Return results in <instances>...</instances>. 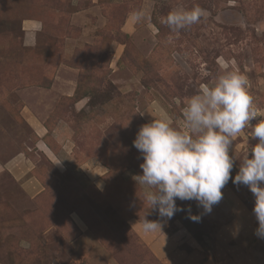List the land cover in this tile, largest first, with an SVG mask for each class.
Returning <instances> with one entry per match:
<instances>
[{"label":"rangeland","instance_id":"1","mask_svg":"<svg viewBox=\"0 0 264 264\" xmlns=\"http://www.w3.org/2000/svg\"><path fill=\"white\" fill-rule=\"evenodd\" d=\"M195 6L191 26L162 22ZM228 71L264 113V0H0V264H162L132 228L144 218L210 259L215 226L195 201L177 199L185 211L171 219L151 209L133 141L155 118L183 130L188 99ZM250 136L233 138L234 167L251 158Z\"/></svg>","mask_w":264,"mask_h":264},{"label":"clouds","instance_id":"2","mask_svg":"<svg viewBox=\"0 0 264 264\" xmlns=\"http://www.w3.org/2000/svg\"><path fill=\"white\" fill-rule=\"evenodd\" d=\"M204 10L195 6L190 10H174L165 18L173 32L199 21ZM139 20L140 13H133ZM247 78L238 71L218 75L211 84L201 85L183 108L184 129L173 127L166 119L155 118L142 125L133 141L143 158L142 175L136 176L151 209L161 218L171 219L178 211H185L176 200L196 201L205 213L223 198L222 189L232 179L245 185L254 196L253 213L258 221L255 234L264 238V113L253 108L248 93ZM261 117L255 124L250 121ZM251 128V138L257 143L243 157L237 174L231 177L234 159L229 155L233 138L245 128ZM249 152V151H248ZM189 218L199 222L201 216ZM161 223L144 218L145 233L161 231Z\"/></svg>","mask_w":264,"mask_h":264},{"label":"crops","instance_id":"3","mask_svg":"<svg viewBox=\"0 0 264 264\" xmlns=\"http://www.w3.org/2000/svg\"><path fill=\"white\" fill-rule=\"evenodd\" d=\"M25 26L29 31H33L38 28L39 23L35 20H27ZM249 152L251 151L249 150ZM3 165L0 162V170ZM9 165L8 162L7 167ZM238 170L237 165L233 166L234 176ZM15 175L21 181L25 192L31 193L32 189L37 192L39 183L35 184L30 176L22 178L23 174ZM243 188L235 186L229 181L222 189L223 198L213 206L211 213H205L195 201L198 213L215 226L209 239L211 244L210 259L205 258L207 253L200 247L196 248L195 245H192V241L183 233L182 229L166 234L163 231L165 227L163 223H161V231L158 229L151 233H145L142 230V225L138 223L132 224V228L146 243L149 251L162 261V264H264V255L259 256L262 250L261 242L264 241V238H259L255 234L258 221L246 200V196L251 191L247 186L243 185ZM31 194L33 195V193ZM157 222L162 221L158 220ZM185 243L194 249L187 250L179 247ZM259 257L261 258L259 259Z\"/></svg>","mask_w":264,"mask_h":264}]
</instances>
